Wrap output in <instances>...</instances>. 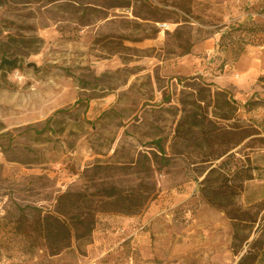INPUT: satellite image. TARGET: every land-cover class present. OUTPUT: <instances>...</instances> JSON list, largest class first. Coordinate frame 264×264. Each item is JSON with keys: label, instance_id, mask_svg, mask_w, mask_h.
I'll return each mask as SVG.
<instances>
[{"label": "rangeland", "instance_id": "374dc122", "mask_svg": "<svg viewBox=\"0 0 264 264\" xmlns=\"http://www.w3.org/2000/svg\"><path fill=\"white\" fill-rule=\"evenodd\" d=\"M4 59L0 264H264V0H0Z\"/></svg>", "mask_w": 264, "mask_h": 264}, {"label": "trees", "instance_id": "16d2710c", "mask_svg": "<svg viewBox=\"0 0 264 264\" xmlns=\"http://www.w3.org/2000/svg\"><path fill=\"white\" fill-rule=\"evenodd\" d=\"M214 168H211L208 172L206 177L202 180V182L207 181L208 175L214 171ZM98 196L108 199V200H114L112 202L119 203V207L126 213H133L134 211H137L136 206H132L130 204H124L126 201V198L119 195L115 188H104L102 189L101 193L98 194ZM66 200L71 205H75L78 201L84 202L85 196L78 193V194H63L59 198V203L61 201ZM86 215L90 217V221L88 218V223L91 224V221L93 218H91L90 211L86 212ZM66 213L63 210H57V215H53L50 213H47L45 216H43L39 221L38 224L41 227V230L43 232L44 238L47 241V246L52 254H56L59 251H61L63 248L67 247V241L70 237V229L69 226L65 220ZM81 223H84V221L80 220ZM249 234L242 240V242H246L249 238ZM233 251L235 255H238L240 252V249L242 245H236L234 243L236 239V234H234L233 238ZM257 262V254L253 251V243L249 247L248 251H246L244 254H242L236 264H256Z\"/></svg>", "mask_w": 264, "mask_h": 264}, {"label": "water", "instance_id": "95a60500", "mask_svg": "<svg viewBox=\"0 0 264 264\" xmlns=\"http://www.w3.org/2000/svg\"><path fill=\"white\" fill-rule=\"evenodd\" d=\"M13 62V60H7V59H4L0 65V68L3 64H6V65H10L11 63Z\"/></svg>", "mask_w": 264, "mask_h": 264}]
</instances>
